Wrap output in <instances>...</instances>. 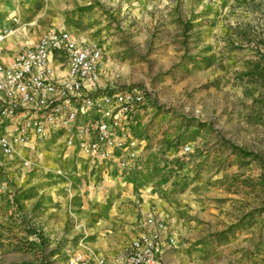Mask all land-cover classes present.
Masks as SVG:
<instances>
[{
    "label": "rangeland",
    "instance_id": "rangeland-1",
    "mask_svg": "<svg viewBox=\"0 0 264 264\" xmlns=\"http://www.w3.org/2000/svg\"><path fill=\"white\" fill-rule=\"evenodd\" d=\"M18 18L20 28L64 29L99 44L102 83L146 95L133 126L139 162L125 172L112 167L124 180L92 211L98 230L123 252L142 220L160 217L179 248L166 264H264V169L230 151L264 160V0H28ZM189 122L202 128L184 132L183 148L192 153H180L185 160L176 165L172 146ZM14 170L22 169L0 165V175ZM17 188L0 180V197L17 196ZM38 220L30 218L29 233ZM79 224L70 225L72 246L82 241ZM185 236L198 239L187 254ZM34 242L29 249L43 248L53 264V244ZM5 263L36 260L19 250L0 258Z\"/></svg>",
    "mask_w": 264,
    "mask_h": 264
},
{
    "label": "built area",
    "instance_id": "built-area-1",
    "mask_svg": "<svg viewBox=\"0 0 264 264\" xmlns=\"http://www.w3.org/2000/svg\"><path fill=\"white\" fill-rule=\"evenodd\" d=\"M28 0H0V45L19 28V9ZM103 48L67 30L50 28L33 45L7 57L0 46V153H34L21 160L32 169L42 160L37 145L57 139L66 151L95 165L118 159L121 172L134 169L138 142L133 126L146 102L139 88L106 86L101 79ZM58 72H63L59 76ZM192 150L186 146L182 154ZM136 167V166H135ZM59 174V172H58ZM125 256L106 259L87 249L66 264H158L177 245L167 220L147 217Z\"/></svg>",
    "mask_w": 264,
    "mask_h": 264
},
{
    "label": "crops",
    "instance_id": "crops-1",
    "mask_svg": "<svg viewBox=\"0 0 264 264\" xmlns=\"http://www.w3.org/2000/svg\"><path fill=\"white\" fill-rule=\"evenodd\" d=\"M43 33H37L28 27L19 28L0 45L6 55L3 62H7V57L13 56L23 47L36 44ZM72 34L77 37L74 33ZM58 75L63 76L64 73L58 72ZM57 145V139L54 138L38 143V151L42 153L43 157L40 170L24 169L21 166V160L26 158L34 160L32 152L26 154L19 149L12 158H4L0 153L1 166L3 164L4 166L17 165L22 169L0 175V180L3 182L12 180L15 185H18L17 191H19L17 196L0 197V247L3 248L0 251V258L8 257L10 259L14 251L20 250L21 257H28L31 261L35 259L36 264H46L49 259L43 248L33 246L34 250L29 249V243H35V240L53 244V249L56 252L49 255L53 264H66L71 254L74 252L85 253L87 249L93 250L97 255L106 259L125 256L128 250L125 248L123 252H120V246L113 245L111 238L107 237L110 232L98 230L101 229V226L96 223L97 219H93L96 216L91 214L92 211L103 209L105 199L111 192L115 193L118 190L117 182L120 183L124 180V177L119 180V176H116L112 169V167H118V159L95 165L71 151L61 150ZM57 159L61 160L57 161ZM78 179H83L84 183L81 184ZM59 180H68V183ZM86 213L88 214L84 217L83 214ZM34 214L36 216H33ZM39 215L43 216L41 217L44 219L43 222L40 221ZM37 216L40 220L32 225L33 229L29 233V224L31 223L29 220ZM77 221L80 223L79 227H83L80 238L82 241L72 246L69 241L72 240L75 233L70 225ZM86 223L94 224L95 228L93 229H96V232L85 227ZM112 236L115 240L119 239L115 233ZM197 240L191 239V237L188 240V236L183 238V241L187 242L185 247L182 246L186 254L190 244ZM17 244L20 245L19 248H16ZM178 249L176 246L164 253L158 264H166L164 260L174 256ZM181 256L183 257V255ZM187 256L184 259H188Z\"/></svg>",
    "mask_w": 264,
    "mask_h": 264
},
{
    "label": "trees",
    "instance_id": "trees-1",
    "mask_svg": "<svg viewBox=\"0 0 264 264\" xmlns=\"http://www.w3.org/2000/svg\"><path fill=\"white\" fill-rule=\"evenodd\" d=\"M191 128L201 129L202 127L198 124H197V126H193L189 122L186 124V126L181 128L180 135L177 136L178 138H175V143H174V146H172V147L174 148V150H176L175 153L179 152L178 160H176L177 162H175L176 165L179 163L178 161H180V160L182 163H184L183 161L185 160V157H183V155L180 154V153H182L181 150L183 149V146H184V144H183L184 132L187 131L188 129H191ZM194 134H196V133L194 132ZM230 151L232 153V156H236L237 158H240L242 161L246 160V159H252V161L257 162L261 166V168L264 169V160H262V157L259 156L258 154L245 153V152H242L241 150H236L233 147L230 148ZM182 168H183V166H178L177 170L178 169L181 170ZM259 213L260 212H257L256 214H259ZM251 217H253V216H251ZM252 219L253 218H250V220L247 221L248 226H252L254 224V223H252V221H253Z\"/></svg>",
    "mask_w": 264,
    "mask_h": 264
}]
</instances>
